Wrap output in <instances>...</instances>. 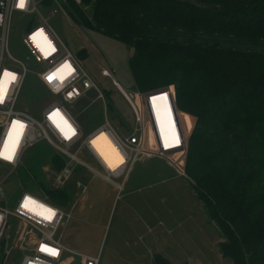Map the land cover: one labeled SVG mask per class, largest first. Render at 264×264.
<instances>
[{"label": "trees", "instance_id": "16d2710c", "mask_svg": "<svg viewBox=\"0 0 264 264\" xmlns=\"http://www.w3.org/2000/svg\"><path fill=\"white\" fill-rule=\"evenodd\" d=\"M81 1L91 17L74 0L68 16L130 47L137 89L172 86L177 108L194 118L184 172L218 227L221 256L264 264V0H194L214 11L188 0ZM70 183L42 191L61 204Z\"/></svg>", "mask_w": 264, "mask_h": 264}, {"label": "built area", "instance_id": "2783aa9c", "mask_svg": "<svg viewBox=\"0 0 264 264\" xmlns=\"http://www.w3.org/2000/svg\"><path fill=\"white\" fill-rule=\"evenodd\" d=\"M68 1L26 0L25 7L21 9L17 6L19 0H0V77L5 71L15 75V80L3 77V83H0V88L7 84L4 102L0 104V264H99V254L84 255L62 243V229L70 215L42 190L41 196L23 191L13 207L6 205L3 185L17 173L27 149L41 141L52 148L51 169L58 186L67 185L74 176L89 173L114 187L112 206L120 198L137 161L160 157L186 176L184 163L188 131L183 122L185 117L176 106L173 87L166 85L147 91L137 89L135 94H131L112 80L130 107L132 120L110 119L104 92L93 74L48 22L49 17L59 12L69 17L64 7ZM45 11L48 16L44 15ZM17 21L24 22L19 49L27 54L25 59L28 62L15 57L8 47L9 33ZM32 65L36 71H30ZM29 72L35 73L46 91L55 98L37 118L17 109ZM100 74L111 76L104 67ZM49 76L54 78L49 81ZM90 92L95 95L93 100L101 101L103 122L85 133L77 115L68 107L84 104ZM101 133L122 158L114 167H109L100 153L98 147L106 148L103 140L96 144L93 142ZM8 155H12L11 160L4 158ZM56 160L62 163L59 168H55ZM74 188L84 190L81 181H75ZM49 210L55 215H51ZM44 247L57 250V255L42 251Z\"/></svg>", "mask_w": 264, "mask_h": 264}, {"label": "rangeland", "instance_id": "374dc122", "mask_svg": "<svg viewBox=\"0 0 264 264\" xmlns=\"http://www.w3.org/2000/svg\"><path fill=\"white\" fill-rule=\"evenodd\" d=\"M75 3L91 17L89 4L81 0ZM43 13L48 16L46 11ZM48 22L72 52L86 51L82 63L91 71L103 92L106 91L108 117L132 120L130 107L112 83L113 80L128 93L137 92L127 62L130 47L61 12L49 17ZM24 30L23 21L13 24L8 47L15 57L28 62L25 59L27 54L19 49ZM102 67L108 70L110 77L100 74ZM29 68L30 71L37 70L33 65ZM94 96L90 92L84 104L68 107L77 115L85 133L103 122L101 101L93 100ZM54 100L36 74L29 72L17 109L37 118ZM183 115L188 141L195 120ZM51 153L52 148L44 141L27 149L17 173L2 187L9 208L23 191L40 195L41 189L36 181H41L42 190L51 191L52 195L62 189L51 169ZM115 155L122 161L118 154ZM75 181H81L84 190L75 189ZM69 185L72 194L65 202L56 203L70 215L63 226L61 241L81 254H99V264H138L139 261L154 264L155 254L165 256L171 264H231L219 252L220 232L206 215L192 183L180 176L165 159L151 157L137 161L114 206V187L99 177L82 173L74 176Z\"/></svg>", "mask_w": 264, "mask_h": 264}, {"label": "snow or ice", "instance_id": "6c2138e0", "mask_svg": "<svg viewBox=\"0 0 264 264\" xmlns=\"http://www.w3.org/2000/svg\"><path fill=\"white\" fill-rule=\"evenodd\" d=\"M25 4H26V0H19V3H18V7L23 9L25 7ZM53 52H55V48H53ZM3 77H10L11 80H15V75L12 74V73H9L7 71H5L3 74H2V77H0V83H3ZM54 77L53 76H49L47 77V79L49 81H51ZM7 92V84L4 83L3 84V87L0 88V104H2L4 102V96ZM167 98L166 94H165V99ZM153 99H156V97H153ZM57 115L59 114L58 111L56 113ZM14 123H19V122H14ZM67 123V122H66ZM21 127H24L23 124L20 125ZM9 136H11V133H9ZM177 143H179V140H177ZM0 155H2V153H0ZM5 159H8V160H11L12 159V155H8L6 157H4ZM51 212V210H49ZM51 215H55L54 212H51ZM51 218V216H49V219ZM42 251H46V252H51L52 255H57V250L55 249H48L46 247L42 248L41 249Z\"/></svg>", "mask_w": 264, "mask_h": 264}, {"label": "crops", "instance_id": "0c3cea01", "mask_svg": "<svg viewBox=\"0 0 264 264\" xmlns=\"http://www.w3.org/2000/svg\"><path fill=\"white\" fill-rule=\"evenodd\" d=\"M185 114V113H184ZM187 116H190L188 114H186ZM191 117V116H190ZM193 118V117H192ZM104 136L103 134L101 136H99L96 141L94 142L95 144L101 140L100 138ZM103 139V138H102ZM106 142V148H100V153L103 155L105 161L107 162L108 166L109 167H114L116 165H118L121 161L119 160V158L115 155V154H118L115 149L110 145V143L108 142V140L106 139V137L104 136V139H103V143ZM151 158V157H150ZM169 165L174 168L175 170H177L179 172V175L184 177V178H187V176H183L180 172V170H178L176 167H174L172 164L169 163ZM134 167V166H133ZM133 169V168H132ZM132 171V170H131ZM188 179V178H187ZM189 180V179H188ZM127 181V180H126ZM126 184V182H125ZM138 264H143V262H138Z\"/></svg>", "mask_w": 264, "mask_h": 264}, {"label": "water", "instance_id": "95a60500", "mask_svg": "<svg viewBox=\"0 0 264 264\" xmlns=\"http://www.w3.org/2000/svg\"><path fill=\"white\" fill-rule=\"evenodd\" d=\"M188 1L196 4L198 7L202 9H208V10H213V11L218 9L217 5L198 3L194 0H188Z\"/></svg>", "mask_w": 264, "mask_h": 264}, {"label": "bare ground", "instance_id": "6f19581e", "mask_svg": "<svg viewBox=\"0 0 264 264\" xmlns=\"http://www.w3.org/2000/svg\"><path fill=\"white\" fill-rule=\"evenodd\" d=\"M102 135V133L101 134H99V136H101ZM98 136V137H99ZM98 137H96L94 140H93V142H95L96 141V139L98 138ZM106 162V161H105ZM107 163V162H106ZM108 165V164H107Z\"/></svg>", "mask_w": 264, "mask_h": 264}]
</instances>
